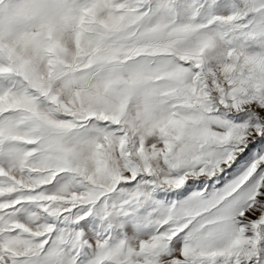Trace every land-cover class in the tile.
Listing matches in <instances>:
<instances>
[{
	"label": "snow or ice",
	"instance_id": "6c2138e0",
	"mask_svg": "<svg viewBox=\"0 0 264 264\" xmlns=\"http://www.w3.org/2000/svg\"><path fill=\"white\" fill-rule=\"evenodd\" d=\"M0 264H264V0H0Z\"/></svg>",
	"mask_w": 264,
	"mask_h": 264
}]
</instances>
